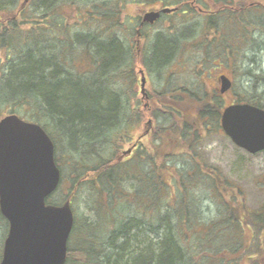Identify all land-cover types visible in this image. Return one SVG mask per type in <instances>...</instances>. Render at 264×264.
Masks as SVG:
<instances>
[{"label": "trees", "instance_id": "obj_1", "mask_svg": "<svg viewBox=\"0 0 264 264\" xmlns=\"http://www.w3.org/2000/svg\"><path fill=\"white\" fill-rule=\"evenodd\" d=\"M106 1L0 0V118L15 113L37 122L55 143L61 200H70L75 215L65 264H264V199L251 205L247 187L209 161L223 105L202 75L218 62L235 101L264 108V72L243 69L250 78L243 94L231 76L238 56L244 64L247 48L264 44V0L218 1L220 16L202 30L166 15L173 26L164 34L181 46L175 53L153 34L146 66L156 72L148 75L156 93L152 110L139 114L135 24L127 9ZM203 38L205 49L193 53ZM166 61L172 67L162 68ZM187 71L194 83L172 78ZM149 117L141 149L123 155ZM256 187L264 195V171ZM206 197L214 199L208 220Z\"/></svg>", "mask_w": 264, "mask_h": 264}, {"label": "water", "instance_id": "obj_2", "mask_svg": "<svg viewBox=\"0 0 264 264\" xmlns=\"http://www.w3.org/2000/svg\"><path fill=\"white\" fill-rule=\"evenodd\" d=\"M159 15L149 12L145 19ZM144 83L143 77V91ZM220 83L221 93L232 86L226 75ZM221 126L240 148L252 154L264 150L263 108L232 103L223 109ZM54 152V142L40 124L15 113L0 118V210L9 224L0 264L66 263L74 225L70 201L46 204L61 179Z\"/></svg>", "mask_w": 264, "mask_h": 264}, {"label": "flooded vegetation", "instance_id": "obj_3", "mask_svg": "<svg viewBox=\"0 0 264 264\" xmlns=\"http://www.w3.org/2000/svg\"><path fill=\"white\" fill-rule=\"evenodd\" d=\"M108 1L111 4L110 7H114V4H115L118 7H123L124 11L126 9L130 10L129 13L131 14V17H132L130 22L135 24V31H136V37L135 38L132 37L133 42L130 43V45L133 48L134 53L138 57V61L136 62L137 66L134 70L136 71L137 74L141 72L145 74L146 82H147V85H146L147 88L145 90L144 97L141 96V87L140 88L138 87L139 89L137 90V96L138 95L140 96L139 105L136 107V105L138 104V101L136 99H134L132 103L134 104L136 114H139L141 111V108L143 107L151 111L152 106H153V102H151V99L154 98L155 96L154 93L156 92L153 93L154 90L152 89L151 91L149 88L150 83L148 81L149 80L148 75H150L151 71H153V73H156V72L149 66H146V62L149 65H152V63H150V59L152 60L151 54L153 53L151 51H149L148 53V51H146V48L150 44H153V37H154L153 34L160 33L165 38L164 42L173 43V45H175L176 51L175 50L174 51L176 53L178 48L181 46V44L178 40H175L178 37L170 36V35H167L166 33L164 34V29L171 28L173 26L171 24L172 20L168 18L166 15L171 14L176 18L174 25L183 24V26H185L189 22H194V25L196 24L202 30V28L205 27L206 21L210 20V22L214 23V19H216V16L217 17L220 16L219 14H216V13H218L219 10L222 9L220 6L221 0H108ZM108 1L106 2L108 3ZM104 6L105 4H103L102 7ZM129 7H131L132 9ZM165 8H175L176 10L171 13H164L162 10H164ZM131 10H136V11L131 12ZM152 11H160L161 14L159 18L154 22L145 20L144 19L145 14L148 12H152ZM209 37L211 38L209 42L213 44L212 41H215V37L214 36H209ZM205 38L194 41L192 43L193 53L197 54V52H201L202 50L205 49L203 48V46L205 47ZM130 40H131V37H130ZM133 43H135V46ZM214 44L218 45L217 40ZM198 48H202V50L194 51V50H197ZM173 56L174 55H172V57ZM172 57H170V59ZM167 64L168 62L166 61L161 64V67L163 68ZM202 64L204 65L205 61H203ZM213 64L216 69L215 71H217L219 75H221L223 72L221 71V67L223 66L220 65L218 62L217 63L214 62ZM171 65H172L171 63L168 64L167 68ZM175 68H179V67L175 66ZM159 72L161 71L159 70L158 73ZM124 102L128 104L130 103L129 101H124ZM146 122L147 123L145 124V130L141 134H150L151 132V129L154 123L153 118L149 117ZM140 127L135 129V131L133 132L134 135L131 141L129 143H125V144H128V147H127L128 155H131L135 153L137 150L141 149V144H142L141 134H139L135 138V133L140 129Z\"/></svg>", "mask_w": 264, "mask_h": 264}, {"label": "rangeland", "instance_id": "obj_4", "mask_svg": "<svg viewBox=\"0 0 264 264\" xmlns=\"http://www.w3.org/2000/svg\"><path fill=\"white\" fill-rule=\"evenodd\" d=\"M127 11L130 12L129 9H127ZM133 11L136 10H131V12ZM170 34L173 35L174 34L173 31ZM217 53L212 52L210 55L215 56ZM243 53L244 52H242V54ZM256 53L257 55L255 56ZM245 54L249 58L243 61L244 62L243 64L240 60V57L238 56V67L240 69L237 68L238 70L236 75L234 76L231 75L235 83L237 82V84H240L237 87V92L241 94L245 93L242 84H246L245 86L248 87L250 81V78L245 74V70L243 69L253 70L254 72L255 70L264 72V44L261 42V39L253 43L252 46H249ZM200 57L201 55L199 54L198 59ZM202 75L206 77L205 81L209 88L212 89L219 87L217 71H213L211 75L204 73ZM208 75L209 77H207ZM159 77H161V75H158L157 79ZM139 78L140 76L138 73V80ZM172 78H176L178 81L183 82L184 85H189L190 83H194L196 80V76L190 71H187V73H179L177 75L172 76ZM259 86L260 88H264V79L262 77L259 79ZM138 87H139V83H138ZM149 88L152 91V88L150 86ZM139 97L140 96L138 95V98ZM221 97H222L221 104L223 106L232 103L236 98L235 93L233 91H229L228 93L224 94ZM146 121L147 119L143 121L140 129L135 133V138L138 136V134L144 132L145 130L144 122L146 123ZM213 134H217V135H213L212 138L208 140V144H207L209 161L215 165H219L220 167H222L224 172L228 174L231 178H233L234 181H240L245 187H247V190L250 193V195L248 196L249 203L253 206H258L264 199V195L261 192H259L258 188L256 187L257 176H261V174L264 171V152L251 155L246 151L235 147L234 144L231 142V140L224 134L221 128L216 133ZM127 147L128 144H125L123 149L125 150ZM197 187L198 189H200L202 186L198 185ZM63 189L64 188L62 186V188L58 189L55 192V194L49 199V202L51 204H61L63 202V200H61L63 198L61 197V194H63ZM56 198L58 199L60 198L61 201L58 202ZM213 201L214 199L211 197H206V199H204L203 201V205H204L203 217L206 220H208L209 218H211V216L214 215L212 213V210H214ZM6 232H7L6 223L4 222L3 219H0V258L3 250V241Z\"/></svg>", "mask_w": 264, "mask_h": 264}]
</instances>
